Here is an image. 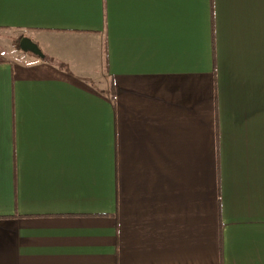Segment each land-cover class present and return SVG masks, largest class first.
<instances>
[{
  "label": "crops",
  "instance_id": "obj_1",
  "mask_svg": "<svg viewBox=\"0 0 264 264\" xmlns=\"http://www.w3.org/2000/svg\"><path fill=\"white\" fill-rule=\"evenodd\" d=\"M0 264H264V0H0Z\"/></svg>",
  "mask_w": 264,
  "mask_h": 264
},
{
  "label": "water",
  "instance_id": "obj_2",
  "mask_svg": "<svg viewBox=\"0 0 264 264\" xmlns=\"http://www.w3.org/2000/svg\"><path fill=\"white\" fill-rule=\"evenodd\" d=\"M21 47L25 48V49L29 48V49L33 50L34 52L37 51L36 45L28 39H23L21 41Z\"/></svg>",
  "mask_w": 264,
  "mask_h": 264
},
{
  "label": "rangeland",
  "instance_id": "obj_3",
  "mask_svg": "<svg viewBox=\"0 0 264 264\" xmlns=\"http://www.w3.org/2000/svg\"><path fill=\"white\" fill-rule=\"evenodd\" d=\"M17 45L20 47V43L19 42H17Z\"/></svg>",
  "mask_w": 264,
  "mask_h": 264
},
{
  "label": "trees",
  "instance_id": "obj_4",
  "mask_svg": "<svg viewBox=\"0 0 264 264\" xmlns=\"http://www.w3.org/2000/svg\"><path fill=\"white\" fill-rule=\"evenodd\" d=\"M21 39L19 40V43H20Z\"/></svg>",
  "mask_w": 264,
  "mask_h": 264
}]
</instances>
